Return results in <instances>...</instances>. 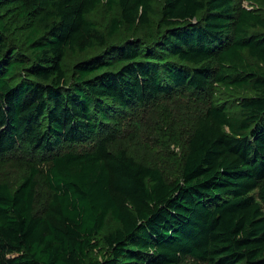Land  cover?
Instances as JSON below:
<instances>
[{"label":"trees","instance_id":"obj_1","mask_svg":"<svg viewBox=\"0 0 264 264\" xmlns=\"http://www.w3.org/2000/svg\"><path fill=\"white\" fill-rule=\"evenodd\" d=\"M154 15L153 0H0V158L42 155L16 189L0 183V264H264V17L237 0ZM69 52L101 53L70 74ZM220 88L243 94L238 112L200 113L173 157L180 178L113 149L118 114Z\"/></svg>","mask_w":264,"mask_h":264},{"label":"rangeland","instance_id":"obj_2","mask_svg":"<svg viewBox=\"0 0 264 264\" xmlns=\"http://www.w3.org/2000/svg\"><path fill=\"white\" fill-rule=\"evenodd\" d=\"M153 2L155 8L154 18L158 21L165 0H153ZM237 3L242 8L255 11L264 17V6L251 5L246 2L241 3L238 0ZM91 19L101 28L107 27L110 22V16L103 7H100ZM252 33L264 34V30L257 28ZM130 37L131 35L126 36V38ZM139 39L144 40V34H139ZM100 53L81 57L69 52L66 67L70 74H72L78 63L85 60L86 57L90 58ZM242 96L243 94H236V96L233 95L231 97L226 90L220 88L214 95H204L202 96L204 99H201L196 97L193 92L184 90L160 98L154 104L142 108L137 113H120L117 116L120 126L116 135L118 143L124 144L125 146L114 145L113 149L128 148L138 162L153 168H158L166 178L178 179L180 178V169L178 163L173 160V157L175 158L177 156L180 158L182 151L187 145L190 133L194 127V122L200 113L206 110L211 102H215L219 105H225L229 111L236 114L238 112V100ZM170 126L177 129L181 146L176 147L171 145V151L167 152L161 134L163 130ZM89 147H91L90 143H85L79 147L65 145L60 153L69 151L82 152ZM26 149V146L20 145L12 155L0 158V183H6L13 189H16L21 180L27 175L28 169L23 165L34 164L37 160L41 159V154L33 156ZM40 195L43 201L48 199L47 192L44 188L40 189ZM254 195L258 198V192H255ZM260 205L264 209L262 202H260ZM183 264L199 263L187 260Z\"/></svg>","mask_w":264,"mask_h":264}]
</instances>
